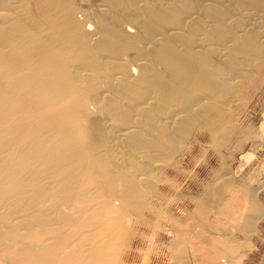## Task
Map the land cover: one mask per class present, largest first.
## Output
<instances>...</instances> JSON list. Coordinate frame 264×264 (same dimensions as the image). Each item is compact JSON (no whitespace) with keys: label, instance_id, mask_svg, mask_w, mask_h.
I'll list each match as a JSON object with an SVG mask.
<instances>
[{"label":"bare ground","instance_id":"1","mask_svg":"<svg viewBox=\"0 0 264 264\" xmlns=\"http://www.w3.org/2000/svg\"><path fill=\"white\" fill-rule=\"evenodd\" d=\"M263 67L264 0H0V264H124L154 165Z\"/></svg>","mask_w":264,"mask_h":264},{"label":"rangeland","instance_id":"2","mask_svg":"<svg viewBox=\"0 0 264 264\" xmlns=\"http://www.w3.org/2000/svg\"><path fill=\"white\" fill-rule=\"evenodd\" d=\"M228 102L217 141L192 136L154 165L124 264H264V67Z\"/></svg>","mask_w":264,"mask_h":264},{"label":"built area","instance_id":"3","mask_svg":"<svg viewBox=\"0 0 264 264\" xmlns=\"http://www.w3.org/2000/svg\"><path fill=\"white\" fill-rule=\"evenodd\" d=\"M222 264H227L224 260L222 261Z\"/></svg>","mask_w":264,"mask_h":264}]
</instances>
